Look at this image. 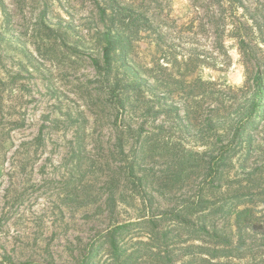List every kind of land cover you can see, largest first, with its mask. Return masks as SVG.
I'll list each match as a JSON object with an SVG mask.
<instances>
[{"label": "rangeland", "instance_id": "374dc122", "mask_svg": "<svg viewBox=\"0 0 264 264\" xmlns=\"http://www.w3.org/2000/svg\"><path fill=\"white\" fill-rule=\"evenodd\" d=\"M117 2L105 80L95 0H0V264H264V0ZM199 201L226 244L164 217Z\"/></svg>", "mask_w": 264, "mask_h": 264}, {"label": "trees", "instance_id": "16d2710c", "mask_svg": "<svg viewBox=\"0 0 264 264\" xmlns=\"http://www.w3.org/2000/svg\"><path fill=\"white\" fill-rule=\"evenodd\" d=\"M95 4L98 11V22L101 25V31L99 33V42L101 45V62L99 63L98 61L93 60L92 63L96 73L100 76H103L105 80H107V78H109L114 72L112 64L113 55L116 52L122 53L124 50H128L132 40H136L142 33L151 29V25L150 21L145 16H143L142 13H139L138 10L133 6L119 4L117 0H95ZM210 21L212 25L217 24L216 19ZM239 48L244 54L247 53L246 49L248 46L242 38H239ZM113 80L114 82H112L113 85L110 87V91L115 94L116 97L118 96V93L123 92V90L128 88L136 91V98L143 96V91L141 90V85L139 83H131L128 85L127 83H124L126 81L123 82L116 77ZM255 80L257 81V78H255ZM257 84L259 85V83ZM147 102L148 101L143 100V104H147ZM134 105L135 104L131 106V109H133ZM255 105L256 101L252 102L249 113L247 114V120L244 122V126H247L251 122V119L255 113ZM121 106L123 107L124 105L121 104ZM149 110L151 111L150 107L147 106L144 113H147ZM124 142L125 141L123 139H117L115 144V152L110 154V157L114 159V161L117 156L121 157L125 161L126 155L123 152ZM191 206L193 207L186 211L187 213H183L182 211H174L164 214V217L168 220L174 221L179 227V230H185L191 228H188L189 219L184 218V216L190 213L201 214L203 216L199 217V219H201L199 226L195 228L193 227L190 233L192 235H207L216 241V243L226 244L227 242L222 238V236L225 237V235H223L221 230L219 231L215 226H212V233H210V230H207L208 226L205 218L209 214L203 213L207 207V202L199 201L192 203ZM244 212L245 210H240L236 213V218L238 221L240 220L241 216L244 215ZM110 246L113 250L116 248L112 239ZM213 253L214 255H217L216 250H214Z\"/></svg>", "mask_w": 264, "mask_h": 264}]
</instances>
